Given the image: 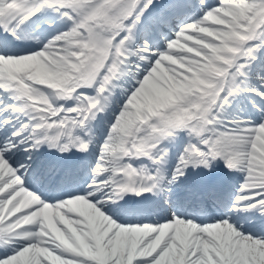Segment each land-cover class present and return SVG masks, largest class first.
<instances>
[{
    "label": "snow or ice",
    "instance_id": "1",
    "mask_svg": "<svg viewBox=\"0 0 264 264\" xmlns=\"http://www.w3.org/2000/svg\"><path fill=\"white\" fill-rule=\"evenodd\" d=\"M0 264H264V0H0Z\"/></svg>",
    "mask_w": 264,
    "mask_h": 264
},
{
    "label": "bare ground",
    "instance_id": "2",
    "mask_svg": "<svg viewBox=\"0 0 264 264\" xmlns=\"http://www.w3.org/2000/svg\"><path fill=\"white\" fill-rule=\"evenodd\" d=\"M49 162H50L49 159L45 160V162H44V160H42L41 157H40L39 155L37 156V164H38V166L45 167V168H49V166H52V165H50V164L47 165V163H49ZM35 186L38 187V188H40V190H43V191H45V190L48 189L46 183H43L42 186H41V184L37 183ZM76 186H78V181H77V183H76ZM55 193H56V191L51 190V191H49V193H48L49 195H46V196H48V197H50V196H51V197H55V196H56ZM209 218H210V217H209ZM240 223L243 224V223H244V220L241 219V220H240Z\"/></svg>",
    "mask_w": 264,
    "mask_h": 264
},
{
    "label": "rangeland",
    "instance_id": "3",
    "mask_svg": "<svg viewBox=\"0 0 264 264\" xmlns=\"http://www.w3.org/2000/svg\"><path fill=\"white\" fill-rule=\"evenodd\" d=\"M209 2H215V0H209ZM221 168H223L222 165H221L220 169H221Z\"/></svg>",
    "mask_w": 264,
    "mask_h": 264
}]
</instances>
